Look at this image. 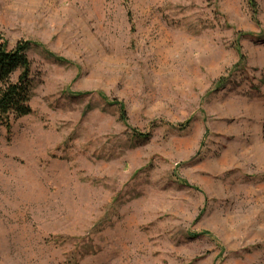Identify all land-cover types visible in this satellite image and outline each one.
I'll return each instance as SVG.
<instances>
[{
	"label": "rangeland",
	"instance_id": "obj_1",
	"mask_svg": "<svg viewBox=\"0 0 264 264\" xmlns=\"http://www.w3.org/2000/svg\"><path fill=\"white\" fill-rule=\"evenodd\" d=\"M255 2L0 0L32 81L0 127V264H264Z\"/></svg>",
	"mask_w": 264,
	"mask_h": 264
},
{
	"label": "trees",
	"instance_id": "obj_2",
	"mask_svg": "<svg viewBox=\"0 0 264 264\" xmlns=\"http://www.w3.org/2000/svg\"><path fill=\"white\" fill-rule=\"evenodd\" d=\"M253 17L257 13L255 0H248ZM31 44L20 41L12 49L0 34V127L9 128L12 120L31 113L30 99L32 81L31 63L28 52ZM137 137H143L142 134Z\"/></svg>",
	"mask_w": 264,
	"mask_h": 264
}]
</instances>
